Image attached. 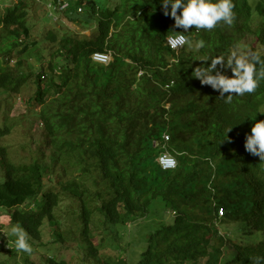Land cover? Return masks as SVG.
Returning <instances> with one entry per match:
<instances>
[{
    "label": "trees",
    "instance_id": "trees-1",
    "mask_svg": "<svg viewBox=\"0 0 264 264\" xmlns=\"http://www.w3.org/2000/svg\"><path fill=\"white\" fill-rule=\"evenodd\" d=\"M3 1L0 100L32 84L26 101L49 153L12 144V123L0 124V210L32 248L18 250V236H6L0 264H33L39 247L49 252L43 264H252L264 256V161L244 147L264 119V81L226 102L192 75L211 62L200 57L236 52L248 33L251 52L264 56V0H233L231 25L188 32L160 0H63L43 11L81 24L86 4L94 31L59 24L35 38L28 1ZM177 33L187 42L173 50L167 38ZM201 39L197 50L191 42ZM96 51L110 61H94ZM164 151L175 167H161ZM63 201L70 206L57 212ZM156 212L171 218L155 220ZM238 222L252 239L230 231ZM46 223L51 239L42 241ZM70 241L73 262L56 252Z\"/></svg>",
    "mask_w": 264,
    "mask_h": 264
},
{
    "label": "clouds",
    "instance_id": "clouds-1",
    "mask_svg": "<svg viewBox=\"0 0 264 264\" xmlns=\"http://www.w3.org/2000/svg\"><path fill=\"white\" fill-rule=\"evenodd\" d=\"M160 3L165 15L173 17L175 25L183 32H188L192 26L197 31H207L221 22L231 25L235 18L233 0H160ZM194 47L197 50L204 48L205 41L199 40ZM199 59H210L211 62L207 66L201 63L195 67L192 75L199 78L201 84L218 90L220 96L226 98V102H231L234 95L254 93L261 81H264V56L261 52H231L226 56H202ZM218 65L220 67H217ZM228 68L231 75L223 70ZM249 117L254 118L255 115ZM244 147L247 152L259 156L260 160L264 161V119L256 120L252 124L250 132L246 133ZM14 231L18 236L15 241L16 248L30 253L32 248L26 234L20 229ZM250 259L252 264H264V256L258 255Z\"/></svg>",
    "mask_w": 264,
    "mask_h": 264
},
{
    "label": "rangeland",
    "instance_id": "rangeland-1",
    "mask_svg": "<svg viewBox=\"0 0 264 264\" xmlns=\"http://www.w3.org/2000/svg\"><path fill=\"white\" fill-rule=\"evenodd\" d=\"M13 1L9 0L8 2ZM27 7L29 10V23L32 22V35L33 38L39 37L44 31L47 29L52 28L53 26H59L60 28L64 29L66 27L73 30V32H76L79 34H89L91 31H94V28L96 26L95 18L94 17H88L89 24L85 21V17L88 14L87 11V5L82 4V12L79 13L78 17L82 20L81 24H77L74 21L67 19L66 14H56V17L50 18L44 11V9L48 8V5L46 7L41 3L36 2L35 0H27ZM35 1V2H34ZM5 2L3 0H0V12L4 8ZM71 4V3H70ZM63 15V16H62ZM74 16H76L74 14ZM70 22H69V21ZM260 20V18H259ZM83 26L89 27V29H85ZM254 36L251 33H248L244 39H242V43L239 44L237 48L238 54H247L251 52V49L254 45ZM195 40H192L191 45H195ZM33 92V86L31 83H28L26 85H23V87L20 90V93L18 95H13L11 97H8L6 99L0 100V124H4L5 122L12 123V131L10 136L7 138L12 144L18 145L20 142H27V144L30 146V148L34 153L40 151H44L46 155L49 153V146L46 142L47 136L44 131V128L42 124L40 123L39 119L36 118L33 114H31L29 109V104L26 101V98L28 95H30ZM70 205H68L67 201H63L62 204L59 206V209L56 211L59 212V210L66 211L65 209L68 208ZM0 231L2 234H0V245L3 244V242L6 239V236L9 238L12 236H17V232L14 231V229H19L16 226H11L8 224V216L4 214V210H0ZM167 211V210H166ZM152 216V213L149 214ZM164 220L165 222H168L171 218V215L169 213L165 214H159L156 212L155 220ZM231 228V226H229ZM250 229L248 227H244L243 223L238 222L235 224L233 229L230 231H233L237 234V237L241 240L252 239L253 235L250 233L248 234V231ZM43 237L42 241H49L51 239L50 234L48 232V224L46 223L43 227ZM223 232L225 230H222ZM122 232V231H121ZM12 235V236H11ZM136 234V238H137ZM122 238L123 240H126L127 233L126 231L122 232ZM12 243V242H11ZM4 250L1 251V253ZM58 255L64 256L71 262L77 260L76 257V249H75V243L70 241L66 242L64 246H59ZM48 250L45 248L39 247L38 249H35L33 254H31V260L33 261V264H41L44 260V255L48 254ZM43 264V263H42Z\"/></svg>",
    "mask_w": 264,
    "mask_h": 264
},
{
    "label": "built area",
    "instance_id": "built-area-1",
    "mask_svg": "<svg viewBox=\"0 0 264 264\" xmlns=\"http://www.w3.org/2000/svg\"><path fill=\"white\" fill-rule=\"evenodd\" d=\"M41 1V0H38ZM48 5V8H63L66 6V3L63 2V0H48L46 3ZM51 14V12H50ZM167 42L170 46V48L174 50H178L181 47L184 46L186 43V37L183 33H177L175 35H171L167 38ZM92 59L96 62L104 63L107 64L110 59H111V54L108 52H103V51H96L92 55ZM166 139L169 138L168 134L164 135ZM158 161L163 169H168V168H173L176 165V159L174 158L173 155L170 153L164 151L159 154L158 156ZM219 214H222V209H219Z\"/></svg>",
    "mask_w": 264,
    "mask_h": 264
}]
</instances>
